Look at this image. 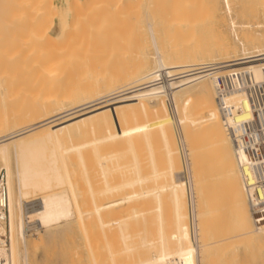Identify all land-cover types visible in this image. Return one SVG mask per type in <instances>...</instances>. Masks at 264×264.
I'll return each mask as SVG.
<instances>
[{"label": "bare ground", "instance_id": "6f19581e", "mask_svg": "<svg viewBox=\"0 0 264 264\" xmlns=\"http://www.w3.org/2000/svg\"><path fill=\"white\" fill-rule=\"evenodd\" d=\"M52 1L0 0V161L4 171L0 172L5 175L8 189L7 220L0 224V232L5 231L9 236L7 248L0 249V264H18L19 257L25 259V222L27 225L33 222V225L48 229L61 223L67 226L69 220H72L80 233L82 232L81 239L87 259L101 260L103 264H106L104 261L109 264H167L174 260L184 262L191 258L195 264H206L214 259L216 255L213 254L220 253L223 245L239 243L246 248L251 243H263L264 196L260 190L254 193L248 190L247 183L252 181V173L247 166L249 160L245 150L235 151L230 131L235 124L249 119V106L246 99L238 93L219 94L215 75L221 76L228 70L237 69L245 72L248 87L264 83V34L256 32L255 36L252 33L253 37L247 34L239 39L236 29L243 25H236L230 19L229 32L231 38L236 40V44H233L230 37L223 35L221 23L217 22L211 29H207L209 24L206 20L218 18L217 0H146L145 9L156 26L152 30L147 23L148 40L154 49L152 63L148 62L146 43L137 38V35L133 47L127 43V47L132 49L127 52L129 55L126 69H121L123 65H120L115 72L117 67L114 66L115 70L112 66L115 71L108 68L106 72L99 67V71L105 72L104 77L109 75L110 70V76L106 78L109 81H104L102 72H98L94 79L101 75L100 79L104 78L103 81L100 82L97 77L99 83H96L97 79L93 80L88 87L92 76L87 75L91 82L86 81L87 85L82 87L86 76L82 74L80 78L78 71L86 75L87 71L93 70L91 73L93 72L94 77V70L98 68V65L97 68L93 65L98 63L97 56L102 49L101 46V50L97 47L100 42L97 38L100 35L96 34L103 29L101 34H107L108 30L110 35V23L107 22H113L118 15L128 19V15L122 16L124 13L121 14L120 10L121 16L118 14L116 18L113 17L111 10L115 11L113 8L116 3L122 2L125 6L130 1L99 0V7H104L103 9L111 6L112 1L115 4L111 6L113 8L109 7L111 10L107 8L110 15L107 13L109 11L103 12L104 16L112 15L115 19L108 17L110 21H105L107 24L103 22L102 25H97L100 24L97 21L102 22L105 18L96 20L97 17L101 19L98 14H101V10L95 12L97 16L94 18L95 7L92 4L96 0H64L63 8H58ZM229 2L230 0H221L228 18L231 15ZM261 4L260 12L264 16V0ZM117 8L120 9V6ZM134 12L129 13V17ZM133 17L130 21L133 20L131 26L134 27L138 20L134 21ZM54 20L57 21L56 28L53 27ZM81 22L88 23L91 30L88 32L86 30L89 29H83L86 27L83 23V30H80ZM253 23L246 27L264 29V24ZM78 30L85 31L82 32L83 36L80 35L83 38L76 41ZM76 31L77 36L74 35L76 38L72 39V43L71 37ZM204 31L207 34L204 35ZM85 34L90 40L86 39ZM108 35L101 38L104 41L100 39L101 44H105ZM67 36L68 41L70 40L69 47ZM91 37H97L94 40L97 42L95 46ZM85 40L90 41L87 44H92L94 51L97 47L98 53L92 52L91 48L80 49L79 46L83 45L85 48L90 47ZM58 41L66 42L67 50L51 51L55 48L64 49L63 46H54ZM76 42H82V45L78 46ZM51 43L53 47L50 46ZM125 45L122 49L126 50ZM76 46L80 51L83 50L80 52L76 49L81 56L75 52ZM70 47L74 48L69 50ZM128 48L126 51L130 50ZM89 50L94 53L93 56L91 53L88 56L85 54ZM62 51L71 53L70 58L76 53L78 54L75 56L80 59L83 56V60L87 56L85 61L89 59L87 63L94 62L93 67L89 64L86 67L85 61L79 62L75 56L71 58L75 61L71 60ZM237 51L240 52L239 55H236ZM109 59L108 57L107 60ZM209 63L219 65L214 75H199L197 69ZM80 64H86L83 66L87 70L82 69V65L78 70ZM124 64L126 66L127 63ZM89 67H92L91 70H88ZM252 98L259 100L258 96L252 95ZM195 115L199 118L203 116L206 120L200 119L202 121L199 123ZM197 122L201 129L197 127ZM202 125L205 132L208 131L211 141L209 138L204 139ZM200 131L203 132L202 135ZM154 135L158 136L157 140L164 146L165 153L161 154H165L163 159L170 172H173L171 149L176 146L180 148L185 168L183 178L189 197V202L186 203L189 212H185L186 204L182 197L184 186L178 185L179 181L175 177L169 179L167 184L169 200L162 192L164 189L160 184L164 181L161 180L158 182L154 179L158 182L156 188L148 187L154 190H150L151 196L144 192L143 196L139 193L137 198V195L133 196V191L131 196L130 193L126 194L129 188H122L127 184L125 180L120 186L125 195L114 188V183H117L114 182L116 176H122V180L139 182L143 178L140 176L141 171L148 164L157 165L151 146ZM197 138L201 141H197ZM194 142H202L204 145H190ZM209 148H214V155ZM195 151L201 153L197 158ZM212 155L216 162H212ZM11 159L13 168L10 166ZM196 159L204 164L208 162V165L203 164L204 168L202 165L201 170H197L196 166L192 168L191 162ZM161 163L159 161L160 166ZM205 168L208 171H204ZM145 173L147 174L144 170ZM131 174H134L132 179L127 178ZM134 176L142 178L133 180ZM148 176L158 178L157 170L154 168L153 173ZM131 183L128 184L131 186ZM148 188L145 189L146 192ZM53 189L62 191L51 192ZM37 190H49L50 193L43 197L40 195L35 207L24 212L23 204L29 201L23 199L31 191ZM117 192L122 195L114 194ZM223 192L228 204L221 208L217 206V202H222L220 195ZM206 194L211 197H206ZM166 198L169 201L168 206L165 204ZM212 204L219 210L214 209ZM203 205H208L204 209L208 207V210L201 211ZM190 236L192 243L189 245L187 242ZM206 237L211 242L200 244ZM19 242L23 247L22 252L18 248ZM206 247L212 254L211 259L208 257L209 261L203 257ZM215 258L217 260L214 259L213 264L218 261V257Z\"/></svg>", "mask_w": 264, "mask_h": 264}, {"label": "rangeland", "instance_id": "374dc122", "mask_svg": "<svg viewBox=\"0 0 264 264\" xmlns=\"http://www.w3.org/2000/svg\"><path fill=\"white\" fill-rule=\"evenodd\" d=\"M98 1V2H97ZM101 1V0H100ZM99 0H96L95 2L94 1H92V2H94L95 4H92L93 5V7H95L94 8V14H95V17L94 18H96V16H97V13H95V12H98L99 10H101L102 12H101V14H102V16H101V14L100 13H98L99 14V18H101V19H98V17L96 18V20H103L104 18V20L101 22V21H97V22H99L100 24H97V25H102L101 23H105V24H107V23H110L109 24V26H108V28L110 29L109 31V34L110 35H108V30L106 31V33L107 34H104L105 36L106 35H108L106 38H105V44H104V42H103V44H101L102 42H101V40L103 39V34H101L100 32L103 30H101V31H99V33L98 34H96L97 36H99L100 35V37L99 38H97L98 40V42L100 43H98V49L100 48L99 46H101V49L103 50H101V49H99V50H101V51H99V55L97 56L96 54H95V56H97L98 58H97V61H98V63H96V66L95 65H93L95 68H97V65H98V70L96 69V70H94L95 72L97 71V73H95L94 72V77H93V72L91 73V71H93V70H91V68L93 67L92 66V64H94V62L91 64V63H87V62H89V61H87V60H89V59H86V61H85V58H87V56L88 55H90V51L92 50V52H94V53H98V52H96L97 50V47L96 48H94L95 49V51L91 48V46H92V39L94 38V37H91L92 39H91V45H89V43L87 44V42H90V41H88V40H90L88 37V35H84L85 37H87L86 39H88L87 40V42H86V40H85V42H86V44L87 45H89L90 47H88L87 45V47L85 48V46L83 45V46H79V44L80 45H82V42H76L77 44L76 45H78L79 46V48L81 49H83V47H84V49H87V48H91V50H89V53L87 52V53H85L87 56H84L85 58H84V60H83V56L81 57V59L80 58H78L77 56H75L76 54H78L79 52L77 51V50H79L80 51V49L76 46V48H74V47H70V49L69 50H71V48H74L75 49V52H78V53H76L75 55H71L72 57L71 58H73V56H75L74 58L75 59H77V60H79V62H82V61H85L84 63H86V64H80L79 65V67H78V70L80 69V67H81V65H82V69H84V68H86V67H88V64L90 65V66H92L90 69H88V70H91L90 72H86L85 74L86 75H84V73L82 72V71H78V73L80 74V78L82 77L81 75L83 74V76L85 77L86 76V79L84 80V82H83V79L84 78H82V84H81V79H79L80 81V84L82 85V87H83V85L84 86H86L87 84H86V81H87V83H89V82H91V83H89L87 86L88 87H90L91 86V84L93 83V80L95 81L96 79H97V77L99 78V81L101 80V81H103L104 80V78H105V80L104 81H109L108 79H106L107 78V76H108V78H109V76H110V70H109V75H105L106 77H104V75H103V73H105V72H103L102 70H106V72L108 71L107 69L108 68H110V69H112V66L114 67V66H118V67H120V65L123 67V68H121V69H126V67H128V60H126L127 58H128V53L131 51V49H132V47H133V43L136 41V36H137V38H140V39H143L142 40V42L143 43H146V48H145V51H146V53L148 54V62H149V64L150 63H152V61H153V59H152V55H153V53H154V49H153V47L150 45V43H149V40H148V30H147V23L150 25V27L152 28V30L153 29H156L155 27V24L153 23V21H152V19L150 18V16L147 14V10L145 9L146 7H147V3H146V0H136L137 2H135V0H133V4L131 3V1L132 0H129L130 2H128V1H126V2H128V3H126L125 4V6H124V3H122V2H118L119 4H117L116 3V5L115 4H113L114 2L112 1L111 2V6H116V7H111L110 5H109V7H111V8H113V9H115V11H112L108 6H106V8L105 9H103L102 7H99V5L101 4V2H100ZM216 1V0H215ZM53 3H54V5H56L58 8H63L64 6H65V3H64V0H53L52 1ZM100 2V3H99ZM125 2V1H124ZM217 2V6H216V8L218 9V18L215 20V19H213V20H211V21H209V18H208V20H206V22H208V26L206 27L207 29L208 28H212L211 26H214V24H217V22L218 23H221L222 25H223V35L224 36H228V37H230V39H232V43L233 44H236V40L234 39L233 40V38H231V35H230V32H229V28H228V25H229V21H230V19L236 24V25H243V27L242 28H240V29H236V32H237V36H238V38L239 39H241V38H243V36H246L247 34H248V36L249 35H251V37H253V35L256 33V32H261L262 34H264V29H248L246 26H248V25H252V23L253 24H255V23H262V24H264V16H262V14H261V12H260V7H259V5H262L261 3H262V0H230V2H229V7H230V11H231V15H230V18H228V16L226 15V13L224 12V9H223V5H222V3H221V0H217L216 1ZM99 3V4H98ZM123 5H122V4ZM138 3V4H137ZM129 4H131V5H128ZM137 4V5H136ZM249 4V5H248ZM95 5V6H94ZM118 5V6H117ZM124 6V8L122 9V6ZM137 7H136V6ZM140 5V6H139ZM146 5V6H145ZM252 5V6H251ZM96 6H98L97 7V9H96ZM120 6V9H118L117 7H119ZM131 6V7H130ZM145 6V7H144ZM255 6V7H254ZM136 7V8H135ZM141 9H140V8ZM241 7V8H240ZM246 7V8H245ZM100 8V9H99ZM111 10V13L113 12V17H117V15L118 14H120V12H121V14L122 13H124V15H122V16H127L128 15V19H127V17L125 18V17H119V15H118V18L121 20V19H123V20H125V21H123V20H118V18H113L112 17V15L110 16V17H112L111 18V20H113V19H115V20H113V22H105V21H110L109 19H110V17L108 16V15H110L111 13H110V11L108 10ZM117 8V9H116ZM139 8V9H138ZM122 9V10H121ZM136 9H138V11L136 10ZM145 9V10H144ZM96 10V11H95ZM104 10V11H103ZM118 12H117V11ZM119 10H120V12H119ZM126 10H128L129 12L127 13V11ZM107 11H109V12H107ZM139 12L138 14H136L135 12ZM241 11V12H240ZM103 12H107L108 13V15L107 16H104L105 15V13H103ZM133 13L134 12V14H132V17H133V15L134 16H136L135 18H137L136 20L134 19V17H133V19H134V21H137L138 20V24H136L135 26L136 27H138L137 29H139V31L136 29V27L134 26H131V23H133V20H132V22L130 21L131 20V14H130V17H129V13ZM141 12V13H140ZM144 12V13H143ZM110 13V14H109ZM242 13V14H241ZM93 14V13H92ZM91 14V15H92ZM104 14V15H103ZM114 14H115V16H114ZM121 14H120V16H121ZM108 17H109V19H108ZM89 18H90V16H89ZM93 18V19H94ZM125 18V19H124ZM126 19H127V22H126ZM251 20H253V21H251ZM90 20L88 19V22H89ZM95 21V20H94ZM118 21H119V25H118ZM151 21H152V23H151ZM96 22V21H95ZM121 22V23H120ZM123 22H125L124 24H126L125 25V27L123 26L124 24H123ZM82 23L83 24H85L84 22H81L80 23V25H79V29L80 30H83V29H89L88 27H89V25H87L88 23H86L85 25H86V27L85 28H81V26H82ZM91 23V22H90ZM111 23H113L112 25H111ZM115 23V24H114ZM135 23H137V22H135ZM241 23V24H240ZM104 24V25H105ZM139 24H141L140 25V27L139 26H137V25H139ZM85 25H83V26H85ZM103 25V26H104ZM118 25V27H116ZM91 26V25H90ZM120 26H121V28H120ZM53 27L54 28H56L57 27V21L56 20H54V22H53ZM112 28V30H111V28ZM124 27V28H123ZM133 27V28H132ZM105 30H106V28L105 27H103ZM119 28V29H118ZM128 28V29H127ZM245 28H246V30H245ZM78 29V28H77ZM141 29V30H140ZM80 30H78V33H79V35H78V37L76 38L74 35H76L77 36V34H75V33H77V31L76 32H74V34H73V36H72V34L70 35V36H72L71 37V42L72 43H74V40L72 41V39L74 38H76L75 40L77 41V39L78 38H81L82 36H83V34H82V32H84V31H80ZM91 30V28L89 29V30H86V31H90ZM104 30V31H105ZM116 30L118 31V32H116ZM124 30H127V31H124ZM130 30V31H129ZM136 30L138 31V32H136ZM112 31V32H111ZM211 31V30H210ZM121 32V33H120ZM124 32V33H123ZM127 32V33H126ZM134 32V33H133ZM70 33V32H69ZM73 33V32H72ZM81 33V34H80ZM87 33V32H86ZM102 33H105V32H102ZM126 33V34H125ZM130 33V34H129ZM133 33V34H132ZM141 34V36H140V34ZM242 33H243V35H242ZM245 33V34H244ZM252 33H253V35H252ZM68 34V33H67ZM87 34H89V33H87ZM95 34V33H94ZM129 34V35H128ZM204 35L205 34H207V32H205L204 31V33H203ZM80 35H82V36H80ZM93 35V34H92ZM95 35V36H96ZM112 35V36H111ZM121 35V36H120ZM122 35H128V36H122ZM130 35H132V36H130ZM104 36V37H105ZM109 36H111V38L109 37ZM114 36V37H113ZM118 36V37H117ZM133 36H135V37H133ZM212 36V35H211ZM214 36V35H213ZM212 36V37H213ZM255 36V35H254ZM127 37H128V39H127ZM131 37H133L132 39H131ZM83 38V37H82ZM96 38L95 39H93V43H95L94 44V46L96 45V43L97 42H95L96 41ZM102 38V39H101ZM120 38H121V40H120ZM123 38V39H122ZM127 40H126V39ZM135 38V39H134ZM64 39V38H63ZM67 45H68V47H69V42H70V40L68 41V36H67ZM101 39V40H100ZM106 39H108V40H106ZM118 39H119V41H123L122 43H119V41H118ZM125 39V40H124ZM84 40V39H83ZM95 40V41H94ZM130 40H131V44H130ZM146 40V41H145ZM53 41H55V40H52V42ZM63 41V40H62ZM64 41H65V39H64ZM102 41H104V40H102ZM107 41V42H106ZM113 41H114V43H113ZM126 41V43H124ZM128 41V42H127ZM59 43L58 44H55L54 46H56L57 47V45H59L58 47H61L62 48V46L64 47V49H59V48H55V49H50V47H48L51 51H54V50H56V49H58V51L60 50H67V48H65V45H66V42L65 43H62V42H60V41H58ZM85 42H83V44L85 43ZM55 43H57V41H55ZM115 43H117V44H115ZM124 43V45H125V48H126V50H127V48L128 49H130L129 51H126L125 49H122V48H124V45H122ZM127 43L131 46L132 45V47L130 48V46H128L127 47ZM62 44V45H61ZM48 45H50V44H48ZM61 45V46H60ZM70 45H73V44H71L70 43ZM102 45H103V47H102ZM111 45V46H110ZM50 46H52L53 47V44L51 43V45ZM114 46V47H113ZM118 46H120V47H118ZM93 47V46H92ZM107 47V48H106ZM78 48V49H77ZM111 48H113V49H111ZM117 48V49H116ZM77 49V50H76ZM120 49V50H119ZM115 50V51H114ZM62 51V52H63ZM81 51H83V50H81ZM80 51V52H81ZM88 51V50H87ZM107 53H106V52ZM112 51V52H111ZM126 51V52H125ZM72 52V51H71ZM102 52H104V53H102ZM114 52V53H113ZM124 52V53H123ZM128 52V53H127ZM64 53V52H63ZM65 53H66V55H69V58H70V54L71 53H69V52H66L65 51ZM64 53V54H65ZM68 53V54H67ZM74 53V52H73ZM72 53V54H73ZM94 53H91V55L92 54H94ZM111 53H112V55H113V58H112V55H111ZM122 53L124 54V56L122 55ZM126 53V54H125ZM81 53H79V55H80ZM114 54H116V57L114 56ZM117 54H118V56H117ZM120 54V55H119ZM240 54V52L239 51H237V53H236V55H239ZM78 55V56H79ZM84 55V54H83ZM101 55V56H100ZM110 55V56H109ZM121 55H122V57H121ZM81 56V55H80ZM79 56V57H80ZM93 56V55H92ZM94 56V57H95ZM101 57V58H100ZM107 57V58H106ZM108 57L110 58L109 60H107L108 59ZM70 58V59H71ZM89 58H93V57H90L89 56ZM96 59V58H95ZM99 59V60H98ZM117 61H116V60ZM123 61H122V60ZM71 60H73V59H71ZM76 60V62L78 63V61ZM92 60H94V59H92ZM91 60V61H92ZM106 60V61H105ZM111 60V61H110ZM113 60V61H112ZM73 61H75V60H73ZM104 61V62H103ZM115 61V62H114ZM119 61V62H118ZM126 61V62H125ZM103 62V63H102ZM109 62V63H108ZM112 62H113V64H112ZM118 62V63H117ZM117 63V64H116ZM120 63V64H119ZM124 63H127L126 64V66H125V64ZM103 64V65H102ZM105 64V65H104ZM111 64V65H110ZM83 65H86V67H84ZM124 66H125V68H124ZM99 67L102 69V68H104V69H100L101 71H99ZM106 67V68H105ZM118 67H117V70H116V68L114 67V69L116 70H113V71H115V72H117L118 71ZM81 69V70H82ZM94 69V68H93ZM85 70H87V68L85 69ZM120 70V69H119ZM113 71H111V72H113ZM82 72V73H81ZM98 72H102V77H104V78H101L100 79V76L98 75L97 77H96V79H94L95 78V75H97V74H99ZM90 73V74H89ZM87 75H90V76H92L91 78H92V80L91 81H88V79L90 80V76L88 77ZM99 81H98V79H97V81H96V83L98 82L99 83ZM100 81V82H101ZM78 82V83H79ZM86 84V85H85ZM101 84V83H100ZM94 85H96V84H94ZM94 85H92V86H94ZM86 88V87H85ZM193 101V100H192ZM196 101V100H195ZM196 116H198V115H195V117ZM201 117V116H200ZM196 118H198L199 120H198V122L200 123L202 120H206V118L204 119L203 118V116L201 117V118H199V117H196ZM196 118H195V120H196ZM200 119H202L201 121H200ZM196 123V125L198 124V126L197 127H199L200 129H201V125H199V123ZM204 122H206V121H204ZM192 123H195V121H192ZM207 123V122H206ZM201 124H203V122L201 123ZM203 126V125H202ZM204 126L206 127V125H205V123H204ZM203 126V127H204ZM205 127L204 128H202L203 130H204V134H203V132H201V135L203 134L204 136V139H208L209 138V141H211V138L209 137V133H208V131L207 132H205ZM199 128H196V129H198L197 131H199ZM193 129V128H192ZM192 129H190V132H191V130ZM194 131V130H193ZM197 131H195V134H197V135H199V133L197 132ZM191 133H193V132H191ZM205 133H207V134H205ZM207 135V136H206ZM154 136H156V137H154ZM153 136V142L151 143V146H152V153H154L153 154V157L155 158V163L158 165V167H157V165H155V166H153V165H151V164H148L147 165V170H146V168H144V170H145V172H147V174L148 175H150V174H152L153 173V169L155 168L156 170H157V174H158V178H159V180H158V178L156 179L155 177H153V176H148L146 173L144 174V170H142L141 171V173H142V175H140V176H143V178H142V181H137L136 179H140L141 180V178H135V176L133 177L134 179L133 180H136V181H131L130 182V180L128 181V179H121L120 177H122V176H116V179H115V181L114 182H117L116 184L114 183V188L116 187L117 188V191L118 192H121V193H123L124 195H125V192L122 190V188H124V186H127L128 188H129V192L127 193L126 192V194H129L130 193V196L132 195L131 194V191H133L132 193H133V196L134 195H137V196H135V197H137L138 198V196L141 194L142 196H143V193L145 192V194H149V192H150V190H151V188H156L158 185V182L161 180V181H164V183L163 182H161V184H160V186H161V188L162 189H164V190H162V192H164V194L166 195V197L168 198V200L170 199L169 198V196H168V192H167V188H168V181H169V179H171V178H173V177H175V179H177V181H179V184L178 185H180V186H184V189H183V193H182V197H183V200H184V203L186 204H188V192H187V187L185 186V180H184V170L183 169H185V168H183V160H182V158H181V155H180V148H179V146H176V147H173L172 149H171V155L173 156V160H172V164H173V172L171 171L170 172V169L168 168V164L166 163V161H165V159H163V158H165V154H161V153H165V150H164V146L162 145V143L160 144L159 143V139H158V136L157 135H154ZM193 137H195L194 135H193ZM199 137V136H198ZM202 136H201V138H203ZM207 137V138H206ZM152 138V137H151ZM158 139V140H157ZM190 139V138H189ZM192 139V138H191ZM194 140V139H193ZM197 141H201V139L199 138V140H198V138H197ZM209 141H207V143H209ZM155 142V143H154ZM202 142H204V140H202ZM201 142V144H198V143H196V142H194L193 144H191L190 143V145H194L195 147L196 146H200V145H204V143H202ZM154 143V144H153ZM159 145V146H158ZM190 145L188 146V148L190 147ZM194 146H192L193 148H195ZM153 147H155V148H153ZM162 148V149H161ZM154 149H155V152H153L154 151ZM196 149V148H195ZM205 150H206V148H204ZM203 149V150H204ZM209 149H211V151H213L211 154H215V151H214V148H209ZM192 150H194V149H192ZM200 150V148L198 149V151ZM202 149H201V152L203 153H205V150L203 151ZM157 151H160V152H157ZM163 151V152H162ZM209 151V150H208ZM157 153V154H156ZM159 154V156H157ZM193 154H194V152H193ZM213 154V155H214ZM195 157L196 156H200L201 155V153H196V151H195ZM193 155V156H194ZM211 156V157H213L211 160H212V162H213V160H214V156ZM208 156H209V153H208ZM208 156H206L207 158H208ZM210 157V158H211ZM160 158H161V160H160ZM197 158V157H196ZM204 158V157H203ZM203 158H201V160L203 159ZM191 159H194V157L193 158H191ZM163 160H164V163L165 164H163ZM207 160V159H206ZM159 161L160 162H162L161 163V166H160V164H159ZM203 161L205 162V160L203 159ZM215 161V160H214ZM204 162H199V160H193L192 162H191V164H192V168H193V166L195 167H197L196 169L197 170H201V166L204 164ZM216 162V161H215ZM13 162H12V159L10 160V166H11V168H13ZM206 164L208 165V162L207 163H205L204 165L206 166ZM204 165H203V168H204ZM212 165V164H211ZM213 166H214V164H213ZM161 167H162V169H161ZM212 167V166H211ZM150 169V171H148ZM160 170V171H159ZM206 170V168L204 169V171ZM0 171H2V172H4L3 170H2V168H1V161H0ZM162 171H163V173H162ZM169 171V172H168ZM206 171H208V170H206ZM160 172V173H159ZM202 172V171H201ZM212 172V171H211ZM134 175V174H133ZM132 174L131 175H129V177H127V178H130V179H132V176H133ZM161 176V177H160ZM117 177H118V179H117ZM137 177V176H136ZM153 179H152V178ZM148 178H151V180H152V182L154 181V179L155 180H157V181H154V182H157V183H152L151 182V180H147L146 181V179H148ZM162 178V179H161ZM122 180V181H121ZM126 181L127 182V184L125 183H123V181ZM120 181V184H118V182ZM134 182V183H133ZM142 182V183H141ZM151 182V183H150ZM181 182V183H180ZM128 183H131V186L128 184ZM144 183V184H143ZM124 184V185H123ZM147 184H149V185H147ZM154 184V186H152ZM164 184H165V186H164ZM116 185V186H115ZM117 185H118V187H117ZM121 185H123L122 186V188L120 187ZM141 185H142V187L144 188V190H142V187H141ZM130 186V187H129ZM138 186V187H137ZM146 186H147V188L149 187V186H151V188H148L149 190H148V192H146V190H147V188H146ZM167 186V187H166ZM131 188V189H130ZM140 188H141V190H140ZM208 187L206 186V189H207ZM146 189V190H145ZM195 189V188H194ZM135 190H136V192H135ZM140 190V191H139ZM51 192H57V191H62L61 189H53V190H50ZM50 191L49 190H47V191H35V192H33V191H31V193H28V195H27V197L25 198V199H23V201H29L28 203H24L23 205H24V212H26V211H31V209H33L34 207H35V205L37 204V199L38 198H40V197H43L44 195H46V194H48V193H50ZM123 191V192H122ZM139 191V192H138ZM152 191V190H151ZM154 191V190H153ZM152 191V192H153ZM166 191V192H165ZM116 192V191H115ZM114 193V194H116L117 196H121L122 194L120 193ZM137 193V194H136ZM140 193V194H139ZM41 195V196H40ZM123 195V196H124ZM150 196H151V194H149ZM164 195V196H165ZM40 196V197H39ZM142 196H140V198L142 197ZM145 196V195H144ZM148 196V195H147ZM226 195H225V193L223 192V194H221L220 195V197L222 198V200H220V201H222V202H217V203H219L217 206L218 207H221V206H224V205H226V204H228V200H226L225 197ZM149 197V196H148ZM206 197H208V198H210L211 196H209L208 194H206ZM132 198V197H131ZM134 198V197H133ZM132 198V199H133ZM167 198H166V206H168V200H167ZM32 199H36V200H32ZM65 199H67V198H65ZM33 202H32V201ZM32 202V203H31ZM35 202H36V204H35ZM133 202V201H132ZM197 203V202H196ZM222 203V204H221ZM187 204H186V209H185V212H189V206H187ZM221 204V205H220ZM33 205V206H32ZM30 206V208H28ZM165 206V207H166ZM204 206V207H203ZM202 207L203 208H201V211H203L204 209H205V207L206 206H208V205H203ZM212 206L214 207V209L216 208L217 210H219V208L216 206V205H213L212 204ZM211 206V207H212ZM209 207V206H208ZM208 207L206 208V210H208ZM167 208V207H166ZM221 208H223V207H221ZM29 209V210H28ZM199 210V209H198ZM206 210H204V211H206ZM222 209H220V211H221ZM11 220H12V222H13V219H12V215H11ZM33 224H35V223H33V222H31V223H29L28 225L26 224V222H25V229H24V231H25V233H24V238H25V259H24V257L23 258H21V257H19L18 258V264H89L90 263V261H91V263H93V264H96V261H98L97 262V264H103L102 262H101V260L99 261V260H97V259H91V260H88L87 259V254H86V251H85V245H84V243H83V241H82V239H81V236H82V232L80 233V231H79V229L73 224V221L72 220H69V222L67 223V226H66V224H64V223H61V224H59V225H56V226H53V227H50V228H48V229H46V228H41V227H38V226H36V225H33ZM65 225V226H64ZM189 225H191V223L189 224ZM63 228V229H62ZM48 230V231H47ZM51 230V231H50ZM67 230V231H66ZM47 231V232H46ZM69 231V232H68ZM44 234V235H43ZM39 235V236H38ZM27 239V240H26ZM43 239V240H42ZM41 240V241H40ZM34 241H35V243H34ZM37 241V242H36ZM31 242V243H30ZM211 241H210V239L208 238V237H206L205 239H204V241H202V242H200V244H208V243H210ZM28 243H30V244H28ZM41 243V244H40ZM192 243V239H191V236H190V238H189V241L187 242V244H191ZM257 242H255V243H251L249 246H247L246 248H245V246H243L242 247V244H239V243H235V244H230V245H228V246H221V251H220V253L217 255V254H213V255H216L215 257H218V261L216 262V263H218L219 261V263L218 264H264V242L262 243V242H258L257 244H256ZM31 245V246H30ZM234 246V247H233ZM252 247V248H251ZM18 248L19 249H21V252H22V244H20V242H19V244H18ZM231 248V249H230ZM216 249V248H215ZM219 249V250H220ZM246 249V250H245ZM250 249V250H249ZM222 250H224L223 252H222ZM245 250V251H244ZM75 251V252H74ZM216 251V250H215ZM233 251V252H232ZM236 251V252H235ZM250 251H252V252H250ZM211 253V252H210ZM209 253V250H208V248L206 247V250H205V248H204V251H203V257H204V259L206 260V261H209L208 260V257H209V259H211V256H212V254H210ZM244 253V254H243ZM22 254H24V253H22ZM221 254H222V256H221ZM79 255V256H78ZM211 255V256H210ZM27 256V257H26ZM76 256V257H75ZM250 256H251V258H250ZM214 257V259H216ZM213 258V257H212ZM22 259V260H21ZM24 259V260H23ZM214 259L212 260V264H213V262H214ZM220 259V260H219ZM225 259V260H224ZM87 260H88V262H87ZM211 260L208 262L209 264L211 263ZM217 260V259H216ZM221 260H223V262H221ZM23 261L25 262V263H23ZM95 263H94V262ZM106 264L108 263V261H104ZM226 262V263H225ZM90 263V264H91ZM195 264V262H194V259H188V260H186V261H184L183 262V260H174L173 262H170V263H167V264ZM208 263H206V264H208ZM215 263V264H216ZM109 264V263H108Z\"/></svg>", "mask_w": 264, "mask_h": 264}, {"label": "built area", "instance_id": "2783aa9c", "mask_svg": "<svg viewBox=\"0 0 264 264\" xmlns=\"http://www.w3.org/2000/svg\"><path fill=\"white\" fill-rule=\"evenodd\" d=\"M219 65L209 63L197 69L198 74H213ZM217 92L219 94L238 93L246 99L250 117L248 120L235 124L230 128L233 147L236 152L245 150L249 162L248 168L252 173V181L247 183L251 193L260 190L264 196V83L248 87L245 72L237 69L228 70L221 76L215 75ZM258 96L259 100L252 98ZM8 214V189L5 175L0 172V224H4ZM9 236L5 231L0 232V249H6Z\"/></svg>", "mask_w": 264, "mask_h": 264}]
</instances>
